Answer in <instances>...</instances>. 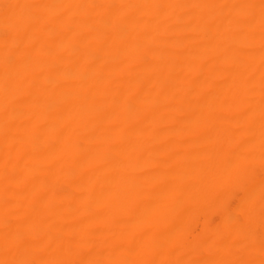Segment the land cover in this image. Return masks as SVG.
<instances>
[{
    "label": "bare ground",
    "instance_id": "bare-ground-1",
    "mask_svg": "<svg viewBox=\"0 0 264 264\" xmlns=\"http://www.w3.org/2000/svg\"><path fill=\"white\" fill-rule=\"evenodd\" d=\"M0 264H264V0H0Z\"/></svg>",
    "mask_w": 264,
    "mask_h": 264
}]
</instances>
